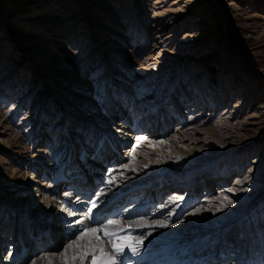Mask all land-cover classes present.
<instances>
[{"label":"rangeland","instance_id":"1","mask_svg":"<svg viewBox=\"0 0 264 264\" xmlns=\"http://www.w3.org/2000/svg\"><path fill=\"white\" fill-rule=\"evenodd\" d=\"M0 89L1 127L12 134L0 142L2 223L29 210L30 193L11 194L41 157L36 137H51L43 145L54 159L70 140L86 144L89 127L96 137L106 130V101L138 105L124 128L153 114L159 136L169 137L147 160L138 157L149 148L142 142L129 160L141 163L140 194L149 181L157 197L149 211L164 207L160 232L205 256L233 248L243 226L239 243L264 264V0H0ZM131 142L122 145L133 151Z\"/></svg>","mask_w":264,"mask_h":264},{"label":"bare ground","instance_id":"2","mask_svg":"<svg viewBox=\"0 0 264 264\" xmlns=\"http://www.w3.org/2000/svg\"><path fill=\"white\" fill-rule=\"evenodd\" d=\"M44 19L48 20V18ZM35 38L37 39L39 36L36 35ZM32 81L37 83L35 78ZM0 93L3 94L5 92L2 90ZM77 103L79 102L72 100V104L77 105ZM123 103L126 104L125 101ZM88 106L90 105L88 104ZM124 106H117L106 101L104 105V114L107 117L106 130L104 132L100 131L99 136L96 137L92 133L91 127H89L84 134L88 147L79 138L78 140L72 139L73 141H78L80 144L74 145L70 140L62 151L60 149L59 151L56 150L54 159H49L48 151H46L43 145L44 142H49L51 137L47 134L42 139L41 136L36 137V143L39 145L35 147L33 152L39 154L42 158L40 157L39 159L37 157V161L30 162L28 179L22 180L20 189L16 190V186H13L18 192H14L13 195L11 194V197L14 195L17 197L20 193L22 195L30 193L31 199L27 204L29 210L28 212L26 209L20 210V212H24L20 214L21 217L15 212L16 218L13 226H11L12 223H2L0 219V251L3 250L4 256L6 254L5 257L0 258V264H20L27 256L35 253L36 255L34 258L32 257L33 261H31V264H49L50 261L51 264H62L61 254L67 245L72 243L73 239L80 234L83 228H100L110 220L116 222L113 225V231L126 230L120 232L121 235L127 237L121 243L139 244L140 241L137 238L143 237V247L139 253L134 254L125 248L123 253L124 264H263L260 257L250 259L251 255H247L246 251L247 243H239L238 236H242L243 226L235 231L237 232V243L233 248H231L232 244L231 247L226 246L225 249L222 248L220 250L221 253L218 255L209 253L205 256H191L186 251H180L177 247L181 243L180 241L176 240L169 233L160 232L159 227L163 226L164 223L157 220L155 216L164 207L160 206L156 212L149 211L150 207H153L154 203H156L157 197L153 196L152 191L147 192L151 187L149 181L146 183V191L140 194L142 189L140 188L141 179H139V173L135 169L141 163L134 165L130 164L129 160L131 161L135 157L141 145L144 147L142 142L149 141V148H146L141 154L142 156H137L147 160L146 158L150 154H153L150 148L152 146L153 148L161 147L162 141L167 144V138L169 137L165 139L163 135L159 136V132L157 131V116L153 114H147L141 124L133 127L126 125L124 128L123 125L126 124L125 119L127 117L131 119L135 113L133 111H139L142 107L137 105L136 109L131 110L129 105L126 104ZM90 107H94L97 111L99 110L96 106ZM40 129L43 128L41 127ZM127 130L132 131L127 135L132 137L131 146L136 142L133 146V151L128 149L129 146L122 145L124 141H129V137L122 138L123 133ZM62 134L63 136L66 134V137L70 136L69 132H62ZM11 135L10 132L1 127L0 122V142L8 144L10 142L9 136ZM140 137H144L147 140H141L139 139ZM14 139H16L15 136ZM92 145L95 146L92 147ZM78 146L80 148L77 149L76 147ZM107 146H112L114 156L108 162L105 160L100 165L101 159L107 156ZM87 154L90 156L89 159L86 158ZM44 156L46 157L43 158ZM126 156L128 163L123 164V158ZM103 165L105 171L110 169V172H107L108 174L114 171L117 172V178L105 176V173L101 171L99 172L102 178L97 181L91 180L87 176V170L93 169L94 171L95 168L99 170V167L101 169ZM205 171L206 169L200 170V172L195 171L196 173L193 172L192 180L189 182V185L193 189L197 187L196 185L200 181L197 176H202V173ZM6 173L7 171L5 170L0 171V179L4 178L7 175ZM97 174L98 171L94 173V177ZM110 179L113 181L111 184H109ZM120 181L123 182L124 188L121 187ZM163 181V179L159 180L158 184H162L154 186V188L163 185ZM175 185L178 186V184ZM202 187L207 191L212 189L208 181L206 186ZM146 192L147 194H145ZM11 197L7 200H12L10 199ZM93 202L96 203V207H93ZM29 212L33 213L29 214ZM1 234H4L3 237H1ZM98 235L105 241V249L111 252L112 246L107 243L104 233L99 232ZM5 240H14V246L15 243L22 240L25 242L24 246L27 245L28 248L23 251L20 249L19 252L10 254L11 251L7 249L10 243H4V245L3 242ZM4 246H7V248ZM237 246L239 247L237 248ZM77 251L78 249L76 248L69 249L68 256L71 257ZM73 264H81V261L76 260ZM84 264H87V261Z\"/></svg>","mask_w":264,"mask_h":264},{"label":"snow or ice","instance_id":"3","mask_svg":"<svg viewBox=\"0 0 264 264\" xmlns=\"http://www.w3.org/2000/svg\"><path fill=\"white\" fill-rule=\"evenodd\" d=\"M139 139L143 140L144 137ZM135 159V157H133ZM113 181L110 179L109 184ZM246 190V189H245ZM93 207H96V203L93 202ZM115 221H109L106 225L100 228L86 227L80 231V234L75 237L72 243L68 244L62 255V264H73L76 260L81 261L84 264H124V250L127 248L132 253H139L140 249L143 247L142 240L143 237L137 238L139 244H124L122 241L126 240L127 237L120 234L122 231H113V225ZM99 232H103L104 236L107 238V243L111 244L112 251L108 252L105 249V241L101 239L98 235ZM76 248L78 249L71 257L68 256V250ZM99 257V260H98ZM51 264V261L49 262Z\"/></svg>","mask_w":264,"mask_h":264}]
</instances>
